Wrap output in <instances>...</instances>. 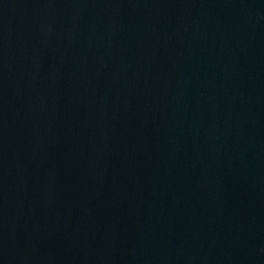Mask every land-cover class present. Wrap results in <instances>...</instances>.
Wrapping results in <instances>:
<instances>
[{
  "label": "water",
  "instance_id": "95a60500",
  "mask_svg": "<svg viewBox=\"0 0 264 264\" xmlns=\"http://www.w3.org/2000/svg\"><path fill=\"white\" fill-rule=\"evenodd\" d=\"M0 264H264V0H0Z\"/></svg>",
  "mask_w": 264,
  "mask_h": 264
}]
</instances>
